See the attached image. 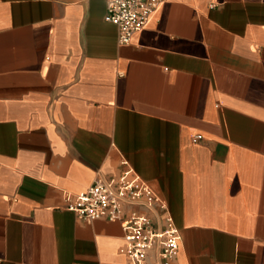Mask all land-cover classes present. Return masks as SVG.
<instances>
[{"label": "crops", "instance_id": "crops-1", "mask_svg": "<svg viewBox=\"0 0 264 264\" xmlns=\"http://www.w3.org/2000/svg\"><path fill=\"white\" fill-rule=\"evenodd\" d=\"M105 13L0 0V264H127L119 221L64 207L122 160L168 264H264V0H164L125 45Z\"/></svg>", "mask_w": 264, "mask_h": 264}, {"label": "built area", "instance_id": "built-area-1", "mask_svg": "<svg viewBox=\"0 0 264 264\" xmlns=\"http://www.w3.org/2000/svg\"><path fill=\"white\" fill-rule=\"evenodd\" d=\"M163 1L105 0L104 18L116 25L118 43L128 44ZM121 165L113 174L98 172L87 188L66 200L64 207L86 222L119 221L124 238L119 251L127 264H168L176 256L179 244L166 202L126 169L124 160Z\"/></svg>", "mask_w": 264, "mask_h": 264}]
</instances>
